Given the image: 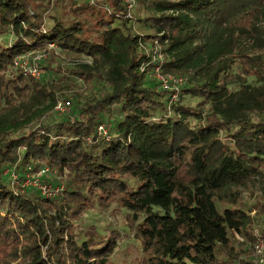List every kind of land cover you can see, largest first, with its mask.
Returning a JSON list of instances; mask_svg holds the SVG:
<instances>
[{
	"label": "trees",
	"instance_id": "trees-1",
	"mask_svg": "<svg viewBox=\"0 0 264 264\" xmlns=\"http://www.w3.org/2000/svg\"><path fill=\"white\" fill-rule=\"evenodd\" d=\"M59 1L0 0V264H240L231 236L255 243L251 213L264 217V196L250 206L241 196L256 182L264 192V0L159 1L140 19L122 0H95L109 12L83 3L74 16L49 15ZM48 44L80 62L64 69L51 51L52 76L37 80L14 67ZM148 47L163 56L160 73L187 80V101L156 89ZM74 79L107 91L72 120L21 134ZM105 117L111 138L96 142ZM42 166L64 176L60 196L22 188L27 168ZM94 205L128 219L136 258L117 255L118 232L80 225Z\"/></svg>",
	"mask_w": 264,
	"mask_h": 264
},
{
	"label": "rangeland",
	"instance_id": "rangeland-1",
	"mask_svg": "<svg viewBox=\"0 0 264 264\" xmlns=\"http://www.w3.org/2000/svg\"><path fill=\"white\" fill-rule=\"evenodd\" d=\"M38 1V0H37ZM52 1V0H51ZM159 1H180V0H137V6L135 10L132 13L133 19H140L143 17H146L149 13H151V5L155 2ZM83 3H87L89 5L88 0H60L58 3L52 4V6L49 7V15H57V16H74L76 15L74 9L77 7L83 8ZM90 6V5H89ZM83 14L85 17H90V9L83 10ZM138 32V30H135ZM152 33V32H151ZM13 36L9 34L8 39L9 41L13 40ZM55 52V51H54ZM56 55H58V58L56 59L57 65H60L64 69H72L75 68L76 62L79 61H73L71 58H66L64 54L60 53L58 54V51L56 50ZM151 53V52H150ZM38 55H43L42 53H36ZM35 54V55H36ZM28 58V64L32 66H37V68L41 69L42 72V78H50L52 76V73H49L46 69L47 64L49 63V55H45L41 57L38 61H33V57H31L29 54L27 55ZM90 64V61L88 59L83 58L81 60V63ZM103 72L106 71L105 68L102 69ZM237 69L234 65H231L229 69V78L227 80V87L231 92L238 90V84L235 80ZM66 76H69L65 73ZM154 75V73H153ZM151 75L149 79L155 80L154 76ZM175 77V76H174ZM178 77H175L177 79ZM72 79V77H71ZM75 84L72 86L71 93H65L62 95L61 98L69 99L70 104V111L68 114H57L54 112L48 113L45 117H43L40 121L37 123H33L30 125L27 129L20 132L23 134V132L33 131L35 130L38 125H49L50 123L59 122L62 120H72L74 118L73 116V110L77 105H81L85 101H90L94 98H97L101 93L107 91L104 84L100 82V80L97 83H93L91 86L84 85L79 80L74 79ZM185 83H183L179 88H182L183 85L187 84V80H184ZM249 83L254 84L255 80L253 78H249ZM156 84V82H155ZM175 85L171 84L169 85V88L167 89L169 96L171 98L174 94ZM156 89L159 92H162L163 89L159 87V85L156 86ZM176 93V92H175ZM176 101L180 99L178 95H176ZM187 97H182L180 100L187 101ZM198 100L193 99L190 102V105L192 107H195L198 104ZM202 109L204 112H207L208 105L205 104L202 106ZM114 118L105 117L103 120V123H112ZM11 173V172H9ZM8 173V174H9ZM35 177L34 175L30 176V180H33ZM42 184L45 185H54L64 183V176L59 175L56 172L49 173L45 176H43L40 179ZM24 182V181H23ZM242 203L246 204L247 206H250L253 202L260 199V196H264V192L262 191V183L256 182L254 183L249 189L246 190V192L242 193ZM251 215L254 217V231L256 232V235H258L262 231L264 232V217L259 219L254 216V212L251 213ZM80 225L85 227H91L94 226L97 231L101 234H109L110 231L118 232L121 239L118 241V249H117V255H124L126 258H136L140 247L138 241L135 239L134 234L131 229L130 222L128 219L121 213L116 210L113 211L112 208L108 209H101L99 207H96L95 205L89 209L84 215L82 216L80 220ZM254 246L255 243L248 241L243 237L242 235L234 234L231 236V240L229 243V248L234 254H237L240 259V264H255V258L253 256L254 253ZM238 264V263H236Z\"/></svg>",
	"mask_w": 264,
	"mask_h": 264
},
{
	"label": "built area",
	"instance_id": "built-area-1",
	"mask_svg": "<svg viewBox=\"0 0 264 264\" xmlns=\"http://www.w3.org/2000/svg\"><path fill=\"white\" fill-rule=\"evenodd\" d=\"M89 4L93 7H96L98 10H105L109 12V8L107 5H97L95 0H88ZM124 3L125 9H126V17L127 18H133L132 13L135 10L137 6V0H122ZM148 52L152 58L153 62H157L156 67L151 75L154 76L155 80L157 81L159 87L163 90H167L169 88V85L173 84L175 85V91L174 94L172 95L173 97L171 98V102L176 101V95H178L179 87L185 83L184 80L185 78L178 77L175 79L173 75L169 74H162L160 73V67L162 66L163 62V56L158 50H149L148 47ZM51 51L56 52V47L53 44H48L46 48H44L41 51H32L27 54H23L19 57H17L14 60V67L18 69L23 75L31 77L33 79H41L42 78V72L40 68H37V66H32L28 64V58L27 55L29 54L31 57H33V61H38L41 57L48 55ZM152 54H151V53ZM36 53H42L43 55H38ZM36 54V55H35ZM141 71H144V68H141ZM176 92V93H175ZM55 113L61 115V114H68L70 111V100L69 99H64L60 98L56 101L54 110ZM110 130H111V124L110 123H101L98 125L95 133V141L96 142H108L111 138L110 136ZM28 173L25 174V180L22 182V188H32L36 190L41 197L43 198H52V197H58L60 196L63 191H64V186L63 184H54V185H45L42 184L40 179L49 174L53 173L52 169H50L47 166H42L36 173L31 172V167L27 168ZM34 175V179L30 180V176ZM9 176L13 182L17 180V175L14 173H9ZM253 256L255 258V264H264V236H259L257 235V240L255 242L254 246V253Z\"/></svg>",
	"mask_w": 264,
	"mask_h": 264
}]
</instances>
